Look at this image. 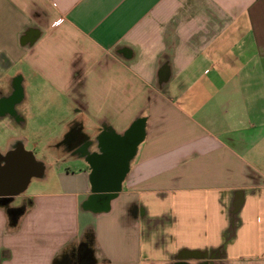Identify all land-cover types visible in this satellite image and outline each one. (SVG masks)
Masks as SVG:
<instances>
[{
	"label": "crops",
	"instance_id": "1",
	"mask_svg": "<svg viewBox=\"0 0 264 264\" xmlns=\"http://www.w3.org/2000/svg\"><path fill=\"white\" fill-rule=\"evenodd\" d=\"M58 124L72 169L7 190ZM9 195L0 264H264V0H0Z\"/></svg>",
	"mask_w": 264,
	"mask_h": 264
},
{
	"label": "rangeland",
	"instance_id": "2",
	"mask_svg": "<svg viewBox=\"0 0 264 264\" xmlns=\"http://www.w3.org/2000/svg\"><path fill=\"white\" fill-rule=\"evenodd\" d=\"M57 128L55 129L56 134L53 136V133H50L53 131V128H51L50 131L45 132L43 135V138L40 139L37 145L35 144H30V147L35 145V151L38 153L39 159L42 161L43 164H45L47 168V176H49L50 183L49 181H41L38 175H35L32 180H33V185L28 189L29 192L34 190V189H42V190H53L56 189V181L59 179V174L62 172H67L68 169L72 168H67L68 163L70 162V156L66 154V151L64 147L66 145H61L60 147V140L56 139L59 137V139L63 138L68 130V127L62 124H58V126H62V129L59 128L58 126L55 125ZM31 128V129H30ZM28 129L24 130V133L28 136L31 133L33 134V125H31ZM55 134V133H54ZM76 134L74 133L73 138ZM71 139V142H72ZM69 144V143H68ZM67 158V159H66ZM66 159V160H63ZM10 173H13L12 170L10 169ZM32 183V182H31ZM37 186H40V188H37Z\"/></svg>",
	"mask_w": 264,
	"mask_h": 264
},
{
	"label": "flooded vegetation",
	"instance_id": "3",
	"mask_svg": "<svg viewBox=\"0 0 264 264\" xmlns=\"http://www.w3.org/2000/svg\"><path fill=\"white\" fill-rule=\"evenodd\" d=\"M134 134V133H133ZM133 137V135H132ZM131 137V138H132ZM21 159L20 158V154L19 152H17L16 154L13 153L11 155H9L6 159H5V168L4 169H7V174L9 175L8 178L12 179L9 183H4L6 185H10V187H6L7 190H10V191H17L18 187H19V184H21L23 178H24V174L23 175H19L20 171H19V164H17V160ZM10 169L12 170L13 173H10ZM37 166L35 164H31V167H30V171L31 172H36L37 171ZM12 176V177H11ZM0 201H4V202H9L12 198H13V195H9V196H4V197H0ZM3 198H8V200L6 199H3Z\"/></svg>",
	"mask_w": 264,
	"mask_h": 264
},
{
	"label": "water",
	"instance_id": "4",
	"mask_svg": "<svg viewBox=\"0 0 264 264\" xmlns=\"http://www.w3.org/2000/svg\"><path fill=\"white\" fill-rule=\"evenodd\" d=\"M30 155H31L30 153L25 152V155L24 156L20 155L21 159L16 161L17 164H19V166H18L19 171H20L19 175L24 174V178L22 180L23 184H22V188H20V190L25 188V186L27 185V183L29 182V180L33 176L40 175L42 172V165L39 162H37L36 160L32 159V157H30ZM31 164H35L37 166L38 169L36 172L30 171ZM8 176L9 175L7 174L6 179L3 177V179L1 180V183H7V182L9 183L12 179L8 178ZM3 199H5V201H6V199L8 200V198H3Z\"/></svg>",
	"mask_w": 264,
	"mask_h": 264
},
{
	"label": "trees",
	"instance_id": "5",
	"mask_svg": "<svg viewBox=\"0 0 264 264\" xmlns=\"http://www.w3.org/2000/svg\"><path fill=\"white\" fill-rule=\"evenodd\" d=\"M18 210H19L20 212H22V211H23V208H19Z\"/></svg>",
	"mask_w": 264,
	"mask_h": 264
}]
</instances>
